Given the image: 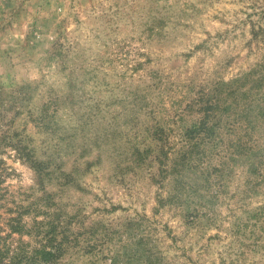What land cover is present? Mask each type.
<instances>
[{"label":"rangeland","instance_id":"rangeland-1","mask_svg":"<svg viewBox=\"0 0 264 264\" xmlns=\"http://www.w3.org/2000/svg\"><path fill=\"white\" fill-rule=\"evenodd\" d=\"M262 110L264 0H0L1 264H264Z\"/></svg>","mask_w":264,"mask_h":264},{"label":"trees","instance_id":"trees-1","mask_svg":"<svg viewBox=\"0 0 264 264\" xmlns=\"http://www.w3.org/2000/svg\"><path fill=\"white\" fill-rule=\"evenodd\" d=\"M233 91H232V93H233ZM234 97H236V96H234ZM217 106H219V105L216 104V107ZM45 107H47V106H45ZM227 110H229V108ZM210 111L212 112V114L207 115L206 120L204 122L202 121L198 125H194V128L191 129L190 131H187V133L185 134V136L188 139H194V147L197 145V143H201L204 139V138L199 136L200 132H204L207 135L208 134L214 135L215 133L213 132L212 127H220V124L223 122L222 118L220 117V115H217L215 110L210 109ZM45 112H46L45 110L42 111V114ZM260 115L264 116V110H262V113ZM242 116L247 117L246 115H243V114H241V115L237 114L236 115L237 118L235 117L233 119L232 123H239L240 120L243 119ZM46 118H47L46 114L39 115V117H37L35 119L37 126H39L40 124L42 126H44L46 124V122H45ZM209 119L215 120L213 122V124H211L212 125L211 127L208 125V122H207V120H209ZM251 120L252 119H249V118L247 120L243 119V121H246L245 126L242 128V130H245V134L243 136L246 137L247 139L241 140L240 137H238L239 136V133H238L237 138L234 141V143L230 142L229 143L230 146H229V144H227V149H228V147L232 148L233 152H235V154H244V155L255 156L258 160L257 165H259L260 163L264 164V145H259L258 142L255 141V137H253V134H255V131H254V127H253ZM225 122H227V121H225ZM228 129L232 133L236 132V130L234 128V124H230ZM249 130H250V132H249ZM193 132H194V137L192 135ZM207 138H209V137H207ZM213 141H214V139H213ZM218 141H217V143H215V145H213V148H216L218 146H222V144L220 145L219 143L223 142V140L220 139ZM223 147H225V146L223 145ZM15 149H16L18 155L20 156V158L23 159V161L25 163L30 165V167L35 171L34 173H36V176H37L39 174L38 170L41 167L42 163L32 159L33 158L32 157L33 151L31 149H28L26 146H22L21 142L17 143ZM262 172H264V171H262ZM37 177L39 178V176H37ZM260 177H261V179H264V173H261ZM29 209L33 210L36 214L40 213V211H39L40 209H37L35 206L24 209L23 212H29ZM42 225H43V223H40V225H36V227L34 226L33 227L34 231H29L24 227V225H20V232H23L24 234L26 233L28 235L33 233V235L31 237L39 236L40 233L43 232V237L45 239H47V241H44V243L43 242L40 243L39 246L34 247L32 249L26 248V246L24 244L21 245V247L17 253V257H18L19 262H23L24 264H57L58 263V260L61 258V255L64 252V249H63L64 244H59L57 246L48 245L49 242H51L52 239L54 238L53 231H49V232L40 231ZM1 257H2V253L0 252V264H1Z\"/></svg>","mask_w":264,"mask_h":264}]
</instances>
